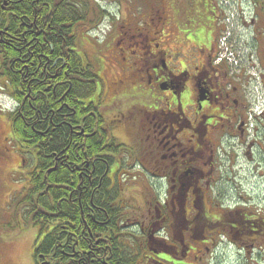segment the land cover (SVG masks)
<instances>
[{"label":"flooded vegetation","instance_id":"1","mask_svg":"<svg viewBox=\"0 0 264 264\" xmlns=\"http://www.w3.org/2000/svg\"><path fill=\"white\" fill-rule=\"evenodd\" d=\"M110 1L125 11L63 23L56 47L44 20L68 12L70 0H0V94L16 103L9 114L0 98V178L10 168L5 183L24 178L19 190H0V211L15 213L21 230L37 228L32 264H44L35 252L55 228L66 230L57 242L77 262L85 254L90 264H264V206L240 179L246 166L264 179V119L248 140L249 80L214 64L218 0ZM81 26L100 35L88 53ZM20 125L48 138L46 170L39 146L18 138ZM64 170L67 181L54 175ZM131 171L147 183L137 206L123 185ZM58 198L77 207L80 226L65 213L53 218ZM37 213L48 215L45 227ZM90 227L97 237L84 245L72 231ZM14 263L0 243V264Z\"/></svg>","mask_w":264,"mask_h":264},{"label":"rangeland","instance_id":"2","mask_svg":"<svg viewBox=\"0 0 264 264\" xmlns=\"http://www.w3.org/2000/svg\"><path fill=\"white\" fill-rule=\"evenodd\" d=\"M133 1V8L140 7L142 5V0H132ZM131 3V0H129ZM70 3L77 4L80 11L85 12V16L88 17V21L95 16L96 10H101L107 12L106 14H116L118 10L122 13L125 11V8L127 6H120L119 4L115 5L114 1L110 0H70ZM129 4V3H128ZM118 6V8H117ZM241 6L243 11L246 13V22L253 24V28L248 27H242L243 28V34L245 36H248V40L250 39V43L253 44L254 47H257L256 40L259 37V33L261 32V35L264 33V9H262L261 6L253 4L250 0H241ZM242 12V11H241ZM103 13V12H102ZM241 13V17L244 18V16ZM245 19V18H244ZM104 21L98 25V28L100 27L102 30L105 29L106 23L105 19ZM82 27V34L84 35V42L82 43V52L88 53L89 50L93 51V45L94 41H96V37L99 38V32L93 31L91 27L88 26ZM91 30V31H90ZM220 37V36H219ZM264 37V36H263ZM262 37V40L260 41V47H257V59L260 60V67L264 66V38ZM100 40V39H99ZM259 62V61H258ZM263 66H262V65ZM247 75L242 74V77H246ZM3 97L0 95V98ZM2 104H5V106H9L10 103L8 101H5V99H1ZM8 104V105H7ZM263 106V114H264V102L260 103ZM3 127L5 131H8L7 122L3 123ZM17 151L20 153V149L18 146ZM244 162L242 160L241 156V167L243 168ZM10 168L8 172L5 171L3 173L1 178H4L7 173L12 174V171L15 172L16 168ZM18 174V173H17ZM138 172L137 171H131L129 176L126 178V182H123L124 186L130 187L132 185V189L129 191L132 192V196L134 197V205L137 206V203L142 201V192L144 191V187L147 183L146 181H141V179L138 178ZM0 178V182L2 183V186H0V190L2 194H5L7 190L4 189V187H9L8 194H11L14 191H17L20 189V186L23 187L24 185V178L22 176L17 177L16 181L9 182V184L5 183L3 179ZM241 190L245 191V193L249 194L250 196L258 197L257 203H260L261 206H264V179H259L257 177L256 172H254V169L252 167H245L241 170ZM129 182V183H128ZM1 197L0 201L2 200ZM12 209V208H11ZM7 210L6 212L0 211V243L4 245V248L9 252V257L14 260V264H32V251L35 244V240L39 237L36 233H38L37 228L33 226H24L25 230H21L17 225V216L12 215ZM137 232V231H136ZM130 240V239H129ZM133 241V240H131ZM138 258V255H136ZM133 260L135 259V255L132 256ZM233 260H227L224 262L221 261L220 264H231ZM234 264V263H232Z\"/></svg>","mask_w":264,"mask_h":264},{"label":"trees","instance_id":"3","mask_svg":"<svg viewBox=\"0 0 264 264\" xmlns=\"http://www.w3.org/2000/svg\"><path fill=\"white\" fill-rule=\"evenodd\" d=\"M253 4L255 5H259L262 7V9H264V0H250ZM62 7V6H61ZM59 9V10H58ZM61 8L58 7L55 11V15L51 16L49 19H45L44 20V26H43V31H46L48 33V40L51 41L56 47L60 45L61 43V37L64 35V33L66 32V30L64 29V27H62L63 23H70V24H78L81 21L87 20V15L86 11L82 12L79 10L78 6L76 5H71L69 4V11L66 13H62L59 12ZM68 16L67 19H64V16ZM50 25V29H47V26ZM86 27V26H84ZM83 29L78 31H82ZM43 38V34L41 33L38 36V39ZM46 50H47V45L45 46ZM10 56V54H9ZM42 114L45 117V119H48V116L46 115V112L44 110H42ZM30 115H28L29 117ZM47 117V118H46ZM16 130V134L18 136L19 139H21V141L23 140L24 142H26L27 144H37L39 146V159L42 162V164L44 165V170H46V168L48 167V165L51 163L52 158L48 157V149H46V144L48 142V138L46 137H40L37 136L35 133H33L30 130V127H24L23 125L15 126ZM61 135L59 134L58 136H55V141L58 143L61 140ZM61 150L55 151L56 153H59ZM73 155V156H72ZM71 158L72 159H76V157H78L77 155H75V153L72 152ZM81 155V153H80ZM70 169H73V166H71ZM71 172H69L68 170H64L62 171V173H55V177H59L61 180H66L68 178V175H70ZM76 198V195L74 196V199ZM56 205H58L59 207H61L62 209L60 210L59 208L56 209L54 212H52L53 218L55 220L58 221H64V213L67 216V218H69V220L71 221L72 224H74L75 226H80V218L81 215L80 213L76 212V206L74 205H70L69 203H67V201L64 203L62 201V199L58 198L56 200ZM78 213V214H77ZM110 215V214H108ZM72 217V218H71ZM33 218L36 220L37 223H39V225H42L43 227L46 226V224L48 223V215L46 214H40L37 213L35 215H33ZM74 218V219H73ZM48 219V220H46ZM65 231V232H64ZM91 233L92 236H90L89 233ZM88 235H85L86 232L82 231V230H73L72 233L74 235H76L77 237H83L86 241H84V245H87V241L88 238H90L92 240V244L94 243V241L96 240V232L97 230L94 228H89L88 231ZM66 230H63L62 228H55L51 233H48L47 235H45L43 241L41 242V244L37 247L35 254H43V260H44V264H90V260H88V257L84 254V256H82V260H80V262H77V258L73 257L71 259H68L67 256L65 254L62 253V247H60V243H58L57 241L61 240H65L66 237ZM102 233V232H101ZM103 234V233H102ZM89 236V237H88ZM110 237H113L111 234H109ZM118 241V245H121V242ZM114 242L115 239L113 238L112 241L108 240L109 246L115 244ZM110 248V247H109ZM88 249V246L86 248V250ZM114 252H116V250H113ZM94 253H91V255ZM124 255L127 257H129L128 255H130L129 253L127 254L126 252L124 253ZM130 258V257H129ZM125 259V258H124ZM126 264H133V261L127 258ZM110 264H113L112 260L109 261Z\"/></svg>","mask_w":264,"mask_h":264},{"label":"built area","instance_id":"4","mask_svg":"<svg viewBox=\"0 0 264 264\" xmlns=\"http://www.w3.org/2000/svg\"><path fill=\"white\" fill-rule=\"evenodd\" d=\"M230 37H231V31L230 29H228L224 37H222L220 40V49H221V52L223 53L220 55L219 60L225 58L226 61L232 67H236L240 63H244L246 61L244 59L245 53L243 54L241 50H239L238 52H235V48L237 45H235L236 42H233L231 45L229 44ZM260 99L261 98L259 97V100ZM256 109H258V107Z\"/></svg>","mask_w":264,"mask_h":264},{"label":"bare ground","instance_id":"5","mask_svg":"<svg viewBox=\"0 0 264 264\" xmlns=\"http://www.w3.org/2000/svg\"><path fill=\"white\" fill-rule=\"evenodd\" d=\"M1 93V92H0ZM1 95V94H0ZM3 96V95H2ZM2 99V98H1ZM6 101V100H5ZM8 105V104H7Z\"/></svg>","mask_w":264,"mask_h":264}]
</instances>
